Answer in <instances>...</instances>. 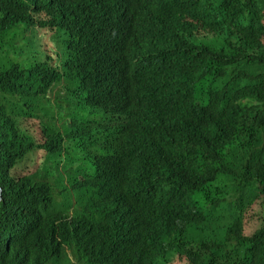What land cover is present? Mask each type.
Returning <instances> with one entry per match:
<instances>
[{
    "label": "trees",
    "instance_id": "1",
    "mask_svg": "<svg viewBox=\"0 0 264 264\" xmlns=\"http://www.w3.org/2000/svg\"><path fill=\"white\" fill-rule=\"evenodd\" d=\"M0 187V264H264V0H0Z\"/></svg>",
    "mask_w": 264,
    "mask_h": 264
},
{
    "label": "clouds",
    "instance_id": "2",
    "mask_svg": "<svg viewBox=\"0 0 264 264\" xmlns=\"http://www.w3.org/2000/svg\"><path fill=\"white\" fill-rule=\"evenodd\" d=\"M43 33L45 34V37L48 38V41L51 42V40H50V38H49L50 30H49V29H43ZM135 41L137 42V40H135ZM66 46H68V47L71 49V41H70V42L64 41V48H65ZM144 46H145V50H146L147 53L152 54V55H156V54H157V55L161 56L160 53H162V51H161V49H160V47L158 46L157 43H153V42H151V41H148V42H146V43L144 44ZM57 52H60V51H57ZM60 54H61V53H60ZM63 58H64V57H63ZM111 95H113V96L111 97L112 99L107 100V102L110 103V104L117 105V106L112 107L113 111H115V110L117 109V107L121 104V102H122V100H123V96H122V95H124V93H123V91H122L121 88H120L119 90H117V89L115 88V89L111 92ZM157 116H158V115H149V116H147V117H148V118H156ZM164 187H165L164 185H161V188L164 189ZM144 191H146V190H144ZM163 191H164V190H163ZM138 195H139V193L136 194V196H138ZM131 197H132V196H131ZM131 197L126 198L124 201H125L126 203H128V200H130ZM123 199H124V197H123ZM120 207H121V205H120Z\"/></svg>",
    "mask_w": 264,
    "mask_h": 264
},
{
    "label": "rangeland",
    "instance_id": "3",
    "mask_svg": "<svg viewBox=\"0 0 264 264\" xmlns=\"http://www.w3.org/2000/svg\"><path fill=\"white\" fill-rule=\"evenodd\" d=\"M46 38V37H45ZM64 38H66V35L64 36H61L60 39L57 41L58 43H60V53H63V49H64ZM46 40L48 41V38H46ZM49 42V41H48ZM65 54H64V59H65ZM60 203H61V206L63 205V199L61 198L60 200ZM256 217H257V220H258V225L257 227L260 226L261 224V221L264 219V197H262L258 204H257V208H256Z\"/></svg>",
    "mask_w": 264,
    "mask_h": 264
},
{
    "label": "water",
    "instance_id": "4",
    "mask_svg": "<svg viewBox=\"0 0 264 264\" xmlns=\"http://www.w3.org/2000/svg\"><path fill=\"white\" fill-rule=\"evenodd\" d=\"M1 200H2V189L0 187V203H1Z\"/></svg>",
    "mask_w": 264,
    "mask_h": 264
}]
</instances>
